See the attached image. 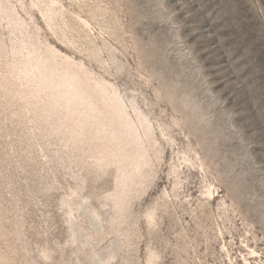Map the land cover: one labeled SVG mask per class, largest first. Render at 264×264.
<instances>
[{"label": "rangeland", "instance_id": "rangeland-1", "mask_svg": "<svg viewBox=\"0 0 264 264\" xmlns=\"http://www.w3.org/2000/svg\"><path fill=\"white\" fill-rule=\"evenodd\" d=\"M0 264H264V0H0Z\"/></svg>", "mask_w": 264, "mask_h": 264}]
</instances>
